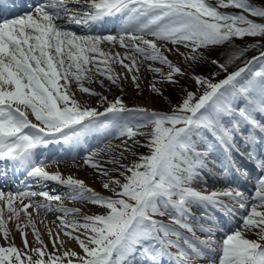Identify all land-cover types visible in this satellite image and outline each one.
<instances>
[{
    "label": "snow or ice",
    "instance_id": "obj_1",
    "mask_svg": "<svg viewBox=\"0 0 264 264\" xmlns=\"http://www.w3.org/2000/svg\"><path fill=\"white\" fill-rule=\"evenodd\" d=\"M109 18L120 20L116 34H77L65 27L72 23L91 29ZM246 36L264 37V5L251 0H41L26 13L0 16V161L23 170L42 187L39 192L28 184L16 193L0 191V264H127L138 253L149 264H196L205 258L209 264H264V153L254 150L264 141V119H257V114L264 117V51L244 67L228 71L247 51L235 47L234 38ZM116 45L124 51H116ZM216 46L233 48L223 63L211 60L226 74L219 80V72L210 78L196 71L208 62L205 51ZM257 62L260 67L253 70ZM144 65L154 74L151 91L156 94L163 95L157 84L179 85L184 77L196 90L182 88L180 101L163 111L129 108L120 97L109 101L84 86L89 81L104 87L106 79L119 87L129 74L136 82ZM73 84L99 96L107 104L104 111L82 105ZM109 129L121 145L105 143L88 152L84 164L97 170L102 188L112 195L71 174L49 172L37 158L36 150L50 143L75 147ZM135 146L146 147L148 153L123 164L125 152L136 155ZM116 148H121L118 157L99 159ZM241 148L255 176L238 166L234 154L240 155ZM212 155L218 163L209 159ZM209 164L222 173L232 169L245 182L251 176L250 194L239 186L208 191L205 182L203 190L193 187L212 171ZM47 181L67 192L53 194L46 190ZM64 198L87 201L104 211L76 219L80 209L64 206ZM53 201L58 203L54 206ZM193 206L201 210L198 219L210 223L194 227ZM29 208L37 215L41 210L61 213L58 226L78 242L83 255L74 250L48 252ZM214 212L225 217L223 225ZM10 221L21 233L23 248L11 237ZM29 227L37 247L29 246ZM197 230L205 236H196ZM49 236L54 248L63 245L59 232L53 236L49 229Z\"/></svg>",
    "mask_w": 264,
    "mask_h": 264
},
{
    "label": "rangeland",
    "instance_id": "obj_2",
    "mask_svg": "<svg viewBox=\"0 0 264 264\" xmlns=\"http://www.w3.org/2000/svg\"><path fill=\"white\" fill-rule=\"evenodd\" d=\"M213 2H214V0H213ZM251 2L256 6L264 5V0H251ZM221 10L222 11H229V12L238 11L236 9H221ZM250 18L259 19V18H255V17H250ZM232 43L237 48H240V49L247 48V51L245 52L244 56H242L239 59H236L232 64H230L228 69H231L235 66H240L243 62H245L247 60H251L252 57L257 52H259L261 47H251L250 48V47H248V44L250 43L252 45H257L259 43L261 45H264V37L246 36L244 38H234ZM168 46L172 47L171 44H169ZM115 48L122 49L121 47H119V45H116ZM122 50H124V49H122ZM181 51H184V49L181 48ZM231 51H233V48L228 47V46L210 47L208 50L205 51V56L208 57V62L200 64L196 68V71L200 74L205 75V76H209L210 78H211V74L214 72H219L220 73L219 75H221L223 72H220V70L215 65H213L211 63V60L216 59V60H220V62L223 63L225 61V59L227 58L228 53ZM250 55H251V57H250ZM169 58L173 59L174 61L183 63L182 61H180L179 57L170 56ZM154 66H159V65H154ZM253 67L257 68L256 70H258L260 67L259 62H257ZM119 68H120L119 66H116V70L118 72L120 71ZM138 75H139L138 81L133 82L131 79V74H129V78L126 80H122L120 82L119 87L117 85L110 84V82L108 80L104 79V77H98L97 78V79H104V85H105L104 87H101L99 83H91L89 81H84V86L92 88L98 93H102L104 96H106L108 98L109 101L114 100L116 97H120L123 99L124 103L129 108L144 107V108H148V109L163 110V111L169 110V108L172 105L177 104V101L178 102L180 101L181 96L183 95V92L181 91L182 88H186L188 90L195 91L196 87H197L195 85V83L192 80L188 79L187 77L179 78L180 79L179 85L157 84V87H159L161 89V92L163 93V95H159V94H156V93L151 91V83L154 79V74L147 70L146 65L141 67ZM137 83L139 84V89H137V87H136ZM73 85L75 86V84H73ZM75 88H76V86H75ZM121 88H122V91H121ZM79 92L81 93V96H79V97L81 98L80 100H81L82 105L97 108L100 112L104 111V108L107 107V104L101 103L99 96L89 95V94L83 93L81 91H79ZM257 119H262V117L259 116V114H257ZM105 132L111 133L112 136H116L115 131L112 129L105 130ZM136 139L140 143L144 142L143 137H136ZM110 142L113 145H121V139L120 138H113L112 141H110ZM128 144L131 145L132 141L128 140ZM120 151H121V148H116L115 151L111 154L101 153L99 156V159L101 161L108 160L110 155H114V156L118 157ZM133 151L136 153V155H132L128 152L124 153V156L126 157V159H123L121 161L123 164H129L130 162L136 160L139 155L148 153V149L146 147H139V146L133 147ZM75 162H77V163L74 165V167L72 169L82 170L81 172H83V173H85L87 171L88 172L93 171L92 172L93 177L91 179V183L94 185L93 189H95L97 192H100L103 195H112L111 192L102 188L101 178L98 176L97 170H94L90 166L85 165L84 164V158L80 159L79 161L76 160ZM105 167L111 168L114 166L111 164H106ZM195 188H197L198 190H203L205 187L195 186ZM246 194H249V193H246ZM75 201L72 200V202H70V204L76 203V206L79 205L80 207H82V210L84 212V213L80 212V215L75 217L76 219H81V215L82 216L85 215V212L87 213V215H91V214H99V213H102L104 211L103 208L96 206V205H93L90 202L80 201V200H77V202H75ZM193 211H194V209H192V212ZM61 215H62L61 213L55 212V213L50 214L49 216L43 215V217H46V218L52 217V219L54 220L56 217H59ZM196 216H199V215H196ZM46 218H44V219H46ZM67 218L72 219L73 217L68 216ZM165 219H167V217H165ZM196 220L200 222V219L197 218ZM24 221H25V219H24ZM37 221H38V219H35V222H37ZM41 222L43 223L42 219H41ZM46 224L44 223V226H43V224H41L43 227L44 233L43 234L41 233V229H39V232L43 238L46 237V239H49L47 237V235H49L48 234L49 228L47 229ZM51 224L54 225V222L53 223L51 222ZM36 226H38L37 223H36ZM9 229L11 230L12 239L15 241L16 245L18 247H20L19 243L17 242V240L15 238L18 236L16 234L17 230L15 228H11L10 226H9ZM27 230L32 232L31 227L27 228ZM32 234L34 235V233H32ZM0 236L2 239V233H0ZM196 236L203 238L205 236V234L203 232L197 230ZM248 236L250 239H256V236L251 234V233H249ZM0 244H2V243H0ZM35 246L36 247L39 246L37 244V242H36ZM136 262H137V260L135 259L132 261L131 264H136ZM64 264H67V262H64Z\"/></svg>",
    "mask_w": 264,
    "mask_h": 264
},
{
    "label": "bare ground",
    "instance_id": "obj_3",
    "mask_svg": "<svg viewBox=\"0 0 264 264\" xmlns=\"http://www.w3.org/2000/svg\"><path fill=\"white\" fill-rule=\"evenodd\" d=\"M79 7L82 9V7L79 5ZM83 10V9H82ZM60 23H65L64 21H59ZM67 25V23L65 24V26ZM116 27H119V25H116ZM94 31V30H92ZM95 32V31H94ZM103 47H109V45L105 44L103 45ZM116 51H119V52H123L124 50L122 49H119V48H115ZM120 71H123V69L119 68ZM73 91L75 92L76 94V98L77 100L81 103V98L79 96H81V93L77 90V88H75V86L73 85ZM77 162H69V163H66V164H51L49 166H46V170H48L49 172H55V171H60L64 174V176L66 177L67 175L71 174L73 175L74 177H77V178H80V179H83L85 181V183L91 187V188H94V185L91 183V179H92V172L93 171H87L85 173L81 172L82 170H78V169H72L74 167V165L76 164ZM15 178V177H14ZM46 185H47V189L46 190H52V192L55 193H66L67 192V189L60 186L57 182H52V181H47L45 182ZM92 184V185H91ZM2 186L0 185V191H3L5 193H8L7 190H1ZM38 191H41L42 190V187H37ZM13 193L16 191V190H12ZM36 200H40V201H44V198L43 197H35ZM75 201V200H73ZM70 202H72L71 199H68V198H64L63 199V204L64 206L66 207H74V208H79L80 209V212L81 213H84L83 210H82V207H80L79 205L76 206V203L74 204H70ZM77 202V200L75 201ZM58 202L56 201H53L52 204L55 206ZM29 212L32 213V216H33V219H38V221L36 222L38 224V226H36L38 229H41V233L43 234L44 233V230H43V227L41 224H43L44 226V223L47 225V229H51L52 231V234L53 236H55V234L57 232L60 233V239H62L64 241L63 245H60L59 243H57L56 247L54 248L53 247V244H52V238L47 235V237L49 239H46L43 238L41 236V238L43 239L44 243L47 245V251L48 252H56L57 255H61L65 250H74L76 251L77 253H79L81 256L83 255V251L82 249L79 247V244L76 240L74 239H71L69 238L68 236L64 235V231L61 230V228L58 226L59 225V221L57 219V217L53 220L52 217H43V215H50V214H46L43 210H41L39 212V215H37L36 211L32 208H29L28 209ZM55 213V212H54ZM52 214V213H51ZM85 215H87V213L85 212ZM5 216H7V213H5ZM82 217V215H81ZM46 218V219H44ZM24 215L21 214V223L24 222ZM41 219L43 220V223L41 222ZM51 222L53 223L54 222V225L51 224ZM11 227V228H15L17 230V237L16 240L17 242L19 243L20 245V248H23V244H22V239H21V233L20 231L16 228V223L15 221H10L9 224H8V227ZM25 231H27L28 233V241H29V246L30 247H36L35 244H36V240H35V235H33L31 231H28L27 229H25ZM83 231V229H81V232ZM49 232V230H48ZM49 234V233H48ZM77 235H79V233H75ZM46 235V234H45ZM83 238V237H81ZM0 243H4V241L1 239V236H0ZM45 259H47V257H45ZM73 260H75V258H73ZM64 262H67V260H65ZM196 264H209V261H204V260H197L196 261Z\"/></svg>",
    "mask_w": 264,
    "mask_h": 264
},
{
    "label": "trees",
    "instance_id": "obj_4",
    "mask_svg": "<svg viewBox=\"0 0 264 264\" xmlns=\"http://www.w3.org/2000/svg\"><path fill=\"white\" fill-rule=\"evenodd\" d=\"M250 45H252V44L249 43V44H248V47H249ZM250 48H251V47H250ZM260 49H261V48H260ZM236 67H237V66L233 67V69L236 68ZM231 69H232V68H231ZM231 69H228V71L231 70ZM177 103H178V101H177Z\"/></svg>",
    "mask_w": 264,
    "mask_h": 264
}]
</instances>
